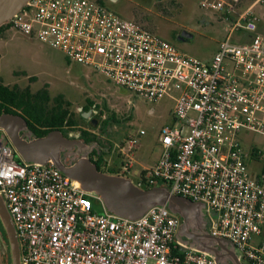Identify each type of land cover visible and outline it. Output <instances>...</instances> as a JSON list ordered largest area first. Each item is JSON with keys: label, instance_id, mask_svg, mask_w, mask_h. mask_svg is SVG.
Returning a JSON list of instances; mask_svg holds the SVG:
<instances>
[{"label": "built area", "instance_id": "2783aa9c", "mask_svg": "<svg viewBox=\"0 0 264 264\" xmlns=\"http://www.w3.org/2000/svg\"><path fill=\"white\" fill-rule=\"evenodd\" d=\"M258 1L242 7L241 0H198L225 23L209 61L93 0H29L5 24L145 100L170 97L173 122L161 129L160 156L138 172L137 184L162 182L171 194L204 203L209 233L229 239L246 264H264V237L251 242L264 224V142L245 152L240 136L252 132L264 140V37L251 14ZM142 134L113 144L127 159L125 170ZM248 161L258 164L254 173ZM0 196L20 264H215L204 252L179 249V218L166 207L136 219L108 212L53 163L23 161L1 129Z\"/></svg>", "mask_w": 264, "mask_h": 264}, {"label": "rangeland", "instance_id": "374dc122", "mask_svg": "<svg viewBox=\"0 0 264 264\" xmlns=\"http://www.w3.org/2000/svg\"><path fill=\"white\" fill-rule=\"evenodd\" d=\"M93 1L123 18L133 19L183 53L202 61H209L213 57L226 35L224 21L219 19L218 14L200 8L198 0ZM252 1L241 0V6L246 7ZM251 14L257 31L264 37V0L254 4ZM204 15L209 19L207 23L202 21ZM182 30L189 32L191 37L178 40L177 36ZM0 82L19 88L27 87L32 92L46 89L50 99L62 95L70 103L68 108L77 122V126L66 129L67 135L62 132L65 136L78 135L80 138L79 129L87 128L89 131H106L113 143H119L143 130L144 134L137 136L133 166L129 170L123 168L127 159L122 160L114 153L106 155L110 157L108 165L101 169L103 172L124 175L135 184L139 182L141 165L160 156L158 135L164 126L173 122L174 101L170 97L156 102L145 100L92 68L69 60L49 44L29 40L13 29L5 31L0 38ZM84 106L90 108L91 112L95 110L101 120H108L106 127L101 122L99 127L93 128L88 118L80 120ZM240 136L244 139L241 143L245 152L249 151L250 145H262L264 142L260 135L252 132H241ZM248 166L252 173L258 168L253 161H248ZM201 206L204 214L206 208L202 203ZM101 209L99 204H94V211ZM174 215L180 219L179 214ZM263 237L264 224L261 234L254 235L251 242L257 244ZM241 262L246 264L243 259Z\"/></svg>", "mask_w": 264, "mask_h": 264}, {"label": "water", "instance_id": "95a60500", "mask_svg": "<svg viewBox=\"0 0 264 264\" xmlns=\"http://www.w3.org/2000/svg\"><path fill=\"white\" fill-rule=\"evenodd\" d=\"M28 1L0 0V26L5 25ZM187 37H191V34L182 30L177 39ZM90 114L91 110H87L81 116L88 118ZM0 129L23 161L53 163L58 170L73 179L81 190L99 197L108 212L136 219L151 207H168L171 213L180 215L175 239L181 251L194 249L204 252L214 259L215 264H243L238 249L229 239L209 233L210 220L207 211L204 214L202 212V202L171 194L169 187L162 182L144 188L124 175L99 170L90 158V153L99 147L97 141L85 142L78 135L65 136L58 129L36 136L22 115L10 112L0 113ZM0 223L7 234L10 248L8 261L7 248L0 236V264H20L14 226L1 196Z\"/></svg>", "mask_w": 264, "mask_h": 264}, {"label": "trees", "instance_id": "16d2710c", "mask_svg": "<svg viewBox=\"0 0 264 264\" xmlns=\"http://www.w3.org/2000/svg\"><path fill=\"white\" fill-rule=\"evenodd\" d=\"M7 30V25L0 26V38ZM69 105L70 103L64 100L62 95L50 99L46 89L32 92L27 87L19 88L16 85L9 86L0 82V113L10 112L22 115L26 119L29 129L36 136H42L53 129L61 130L67 135L66 129L77 126L74 114L68 108ZM83 111H87L85 106ZM79 118L84 120L81 114ZM79 131L80 138L85 142L93 141L94 135L87 128H80ZM93 154L97 156V160L93 161ZM90 158L99 170L104 169L102 167L103 158L99 153L97 154L93 150L90 153ZM143 187L149 188L150 186L143 184ZM177 252L180 253L179 250Z\"/></svg>", "mask_w": 264, "mask_h": 264}, {"label": "flooded vegetation", "instance_id": "af4514ba", "mask_svg": "<svg viewBox=\"0 0 264 264\" xmlns=\"http://www.w3.org/2000/svg\"><path fill=\"white\" fill-rule=\"evenodd\" d=\"M205 21V15L203 17V20ZM87 110H90V108H88ZM96 111L94 110L93 112H91L90 116L88 117V121L90 122L91 126L93 128L95 127H99L101 122H103L102 124L106 125L109 123L108 120H101L99 117L96 116ZM90 132L94 135V137H92V140H95L98 142L99 147L97 150H95V152L99 155L102 156V158H107L106 155L109 156V154L111 155V153L115 152L113 151V140L108 136L106 131H98L96 132L94 129L90 130ZM98 151V152H97ZM96 156L93 154V157ZM0 236L3 240V242L6 245L7 251H6V256L7 259L9 261L10 258V248H9V243H8V238H7V234L2 226V224L0 223Z\"/></svg>", "mask_w": 264, "mask_h": 264}, {"label": "crops", "instance_id": "0c3cea01", "mask_svg": "<svg viewBox=\"0 0 264 264\" xmlns=\"http://www.w3.org/2000/svg\"><path fill=\"white\" fill-rule=\"evenodd\" d=\"M257 0H253L252 1V3L253 2H256ZM208 18H207V16H205V21L204 22H208ZM136 151V150H135ZM159 158V157H158ZM158 158H156V159H152V161H150L149 163H147V164H145V165H141V169L140 170H142V169H144V168H148V167H151V166H153L156 162H157V160H158ZM139 170V171H140Z\"/></svg>", "mask_w": 264, "mask_h": 264}]
</instances>
